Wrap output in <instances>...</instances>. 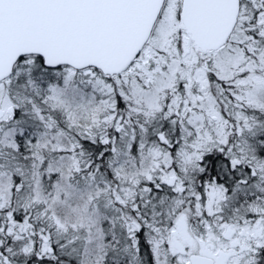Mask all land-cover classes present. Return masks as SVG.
I'll list each match as a JSON object with an SVG mask.
<instances>
[{"label": "snow or ice", "instance_id": "obj_1", "mask_svg": "<svg viewBox=\"0 0 264 264\" xmlns=\"http://www.w3.org/2000/svg\"><path fill=\"white\" fill-rule=\"evenodd\" d=\"M0 264H264V0H0Z\"/></svg>", "mask_w": 264, "mask_h": 264}]
</instances>
